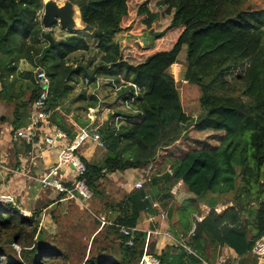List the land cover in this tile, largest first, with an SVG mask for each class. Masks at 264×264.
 Wrapping results in <instances>:
<instances>
[{"label": "trees", "instance_id": "trees-1", "mask_svg": "<svg viewBox=\"0 0 264 264\" xmlns=\"http://www.w3.org/2000/svg\"><path fill=\"white\" fill-rule=\"evenodd\" d=\"M43 1L0 0V104L13 106L12 133L27 128L42 91L36 82L37 70H42L50 81L49 123L71 143L78 129L98 133L101 157L86 160L78 155L85 170L75 182L83 181L89 191L86 201L102 205L94 230L87 239L80 236L81 264H141L144 255L159 264H215L225 247L241 258L251 254L255 242L264 237V9L251 7L247 0H70L79 8L81 32L102 53L101 65L89 73L78 63L70 64L73 53L89 48L81 32L57 39L51 29L43 30ZM121 34L144 38L146 47L119 45ZM182 48L185 62L177 68ZM20 61L29 68L20 69ZM248 62L242 75L226 79L229 70ZM100 70L118 87L123 82L110 105L132 100L129 109L115 108L108 121L91 123L87 113L97 108L99 112L98 101L90 96L83 106L80 100L86 97L81 94L76 106L81 105L86 115L84 121L75 119V128L56 108L71 89L69 84ZM175 76L199 89L200 114L195 119L183 110ZM128 84L139 90L136 97ZM118 116L125 121L116 126ZM189 128L207 133V139L196 140L197 146L189 144L183 155L169 161L171 173L149 174L158 154L187 137ZM127 170L143 172L142 187L119 199L105 194L103 182ZM178 182L191 196L182 204L171 194ZM63 197L59 194L58 200ZM201 205L208 207L207 213ZM46 207L24 214L15 203H0V260H65L56 246L36 240L42 233L39 216ZM162 211L177 242L175 255L156 252L159 236L151 235L146 242L144 231H120L139 228L145 215L157 218L146 229L157 230ZM198 215H204L200 223L195 221ZM99 237L104 246L97 243Z\"/></svg>", "mask_w": 264, "mask_h": 264}, {"label": "rangeland", "instance_id": "rangeland-1", "mask_svg": "<svg viewBox=\"0 0 264 264\" xmlns=\"http://www.w3.org/2000/svg\"><path fill=\"white\" fill-rule=\"evenodd\" d=\"M247 4L251 5V7L253 8L264 9V0H247ZM51 30L57 39L64 38L68 35L67 31L60 29L58 25L52 26ZM81 35L87 41L89 48L86 51H78L73 53L70 56L71 59L70 64L75 66L78 63L81 66L86 67L88 69V72L91 73L92 70L96 69L101 65L102 53L96 49L95 43H93V40L86 33L81 32ZM140 40L141 39H138V37H133V36L127 37L125 34H121L117 38V42L119 45L129 46V47H132L135 44H139V46L141 47L139 43ZM151 43H152L151 40L148 39L147 45H150ZM177 62H178L177 68H180L181 65L184 64L185 62L184 48H182V51L178 56ZM248 66H249V62L241 65L236 69L229 70L225 75L226 79L231 80V78H233L236 75H242ZM19 68L20 69L29 68V65L24 61H20ZM90 76H91L90 78L79 77L76 83L74 82L69 84L71 89L68 90L67 94L62 98V101L59 102V107L56 108V110L59 109L57 111L58 115H63L65 117L64 118L65 121L68 122L69 124H72V126L74 127L77 125L75 123V119L84 121V117L86 115L85 111L80 109L81 108L80 102H79L80 106L79 107L76 106L77 104L76 101L79 100V96L81 94H83L86 97L85 100H80L83 102V104L88 102L87 98H89L90 96L96 98V100L98 101L99 112L97 108V109H89L87 113V116L90 117L92 121L96 120V122L98 123L106 122L108 121L109 115L115 112V108L118 110H123V107L120 104V100L114 106L110 105L117 96L118 88L113 85L114 78L106 76L105 70L104 72L100 70L98 73L92 74ZM175 82H176V87L180 93L181 103L184 112L193 119H195L200 114V108L198 104V97L200 94L199 89L196 86L188 85L184 83L177 76H175ZM60 105L62 106V108H60ZM83 106H85V104ZM5 108L6 111L4 112V116H6L8 119H12L13 106L10 105ZM80 130L81 129H78V131ZM16 132L13 133L12 136L13 142L11 141L12 143H16V141L18 140L15 139L14 137ZM37 132L39 131L36 130V136H37ZM215 134L221 137L223 135V132H216ZM186 136L187 137L182 138L179 142H177L175 145L170 147L168 150L161 151L158 154L157 160L154 163L153 168L150 170V173L147 171L146 174L149 173L155 175L158 173V175L160 176L165 174L166 172L171 173L169 161L183 155L184 152L189 148V144L197 146L198 144L196 143V140H200V141L206 140L208 134L205 132L199 134L192 128H189L186 131ZM34 140H32L31 142H27L24 140L21 141L24 142L26 145L33 146ZM93 143L96 144L95 142ZM22 145L23 144H20V146ZM80 148L81 147H78L76 149V152L78 150L79 153ZM97 149L101 150L102 147H97ZM117 174H118L116 177L117 180L114 181L109 178L110 182L107 183L103 182L104 184L103 189H105L104 191L105 194H109L110 197L113 199H119L121 198L124 192H127L126 190H131L134 183H136L139 180L141 181L143 172L127 170L125 172H119ZM119 174H121V176H119ZM180 184L181 183L178 182L174 186H178ZM75 203H77L75 200H66L63 203H56L54 205L53 207L54 209H52L49 212V220H50L49 225L53 226V231H50V227L48 226V224H44V226H46V229L43 227L41 223L39 225V227L42 229V233L39 235L38 239L36 240H42L45 243L56 246L61 252H63L65 256V260H62L61 262L59 261L60 262L59 264H81V258H80L81 250L78 248L79 246L78 242L80 241V236L85 234L86 235L85 237L87 239V234L89 236L96 226L95 219L102 218V215L99 214V210L102 207L101 203L94 202L93 204H91V202L89 203V201L82 203L79 202V205H76ZM36 207L37 206H35V208ZM162 213L165 212L162 211ZM149 217L152 218V216ZM149 217L148 215H145V218L147 219H145L146 221L142 219V222L145 221L144 224L149 223L152 220V219H148ZM141 218H143V216ZM154 220H157V218H155ZM167 220L168 219L163 221L161 219V221H159L158 223L159 229L162 232H169L170 230V225L168 226L169 222H167ZM98 230L99 229H97V231ZM138 230L144 232L148 231V229L141 230V227H139ZM98 239L99 240H97V243L100 246H104L105 243L103 242L101 237H99ZM164 241L168 242L167 240ZM13 247L16 251H19L18 246L13 245ZM0 263L6 264L5 261L2 260H0Z\"/></svg>", "mask_w": 264, "mask_h": 264}, {"label": "crops", "instance_id": "crops-1", "mask_svg": "<svg viewBox=\"0 0 264 264\" xmlns=\"http://www.w3.org/2000/svg\"><path fill=\"white\" fill-rule=\"evenodd\" d=\"M5 107L7 106L0 104V195L11 196L12 203H15L16 207L24 214L34 210L35 206H37L36 208L47 206L45 209H42L39 221L45 229L46 226H44V224H48L50 231H53V226L49 225V212L54 209L53 207L56 203H63L66 200H64V197L58 200L59 194L54 189L42 188L39 180L56 168L54 178L65 187H73L75 183V174L72 166L67 164L58 166V152L69 147L72 143L68 142L67 138L66 140H57L52 148L44 144L43 139L45 136H52L54 135V130H58L51 124H49V127L46 129H39L33 146H31L29 150H26V147L23 145L20 146V144H22L21 140L12 143L13 133L11 119L4 116V112L6 111ZM78 132L77 130L75 139ZM80 147L79 153L77 150L76 154L82 156L86 160H98L102 155L101 151L97 149V143L94 144L91 140H88ZM117 175V173L111 174L109 178L115 181L117 180ZM119 176H121V174H119ZM126 191L128 192L130 190ZM171 194L178 204H182L191 199V196L183 190L181 184L174 186L171 190ZM75 201L77 202L75 203L76 205H79V202H83L81 199ZM201 210L205 212L209 209L207 206L201 205ZM144 219H146L145 216H143V220ZM167 222H169V220ZM144 223L145 221L139 223L138 227H141V230L147 228V224ZM169 225L168 223V226ZM159 238L157 240L156 252L164 251L170 255L178 253L176 249H173L175 248V242H166ZM262 240H264V237ZM254 258L255 256L252 253L244 258L238 257L232 250L225 247L221 249L215 264H218L220 260H223L225 264H242L244 262L243 259L247 260L245 264H264V256L260 259ZM250 260H252V262H248ZM202 264L208 263L203 262Z\"/></svg>", "mask_w": 264, "mask_h": 264}, {"label": "built area", "instance_id": "built-area-1", "mask_svg": "<svg viewBox=\"0 0 264 264\" xmlns=\"http://www.w3.org/2000/svg\"><path fill=\"white\" fill-rule=\"evenodd\" d=\"M36 82L40 85L42 91L39 97L37 98V100L32 105V113L29 116L28 127L25 129L18 130L14 135L15 139L31 142L36 137V130L39 131V129L41 128L46 129L49 127L51 112L47 109L46 101L48 98L50 81L46 77L44 71L37 70ZM120 84L121 85L118 87V85L115 83V80H114L113 85L118 88L117 92H119V90L123 88V82H120ZM128 85L134 88L135 97H136L139 94V90L133 84H128ZM131 102L132 100H127V101L125 100L122 103L120 102V104L124 106L126 110H128L129 104ZM88 118L90 119V117ZM90 121L91 123H94L96 120L92 121L90 119ZM123 121H125L124 117L118 116L115 121L116 126H118L120 122H123ZM66 139L67 137L65 133H63L60 130H54V135L45 136L43 140H44V143L49 148H52L55 145L57 140H66ZM88 140H91L101 145L99 143V135L95 130H93V132L90 133L88 129H81L78 132L77 137L76 139H74L72 144L69 147L60 150L58 154V166H61L64 164L71 165L74 170L75 179L77 177L82 176L85 170V167L83 163L80 161L79 156L75 153V150L78 147H80L82 144L87 142ZM55 170L56 168L48 172L46 175H44L39 180V183L42 188H51V189H54L58 194H65L66 196L65 200L67 199H71V200L81 199L82 201L89 200L90 193L86 189L83 181L75 182L72 188L65 187L56 178H54ZM141 187H142V181H139V182H136L132 188L140 189ZM0 203H3V204L12 203L11 196L0 195ZM207 212L208 210L205 211V213ZM165 216H166L165 213L160 214V219L165 221L166 220ZM148 219H152L151 221L153 222L154 217L152 216V218L149 217ZM203 219H204V215L195 216V221L197 223H200ZM193 230H194V224H193V228L191 232H193ZM120 231L124 235H128V234H132L135 231H138V229L137 228L135 229L120 228ZM146 234H147L146 242L148 241L149 236L155 235V236H159L162 240L172 241V242H175V244L177 243L175 239L173 238V236L170 234V232H162L161 230L157 229V230H148ZM185 249L187 253L192 254V251L189 250L187 247H185ZM251 253L258 259L262 258L264 256V240L260 239L259 241H256L252 248ZM224 263L225 262L223 260H220L218 264H224ZM141 264H159V261L156 258L144 255L142 257Z\"/></svg>", "mask_w": 264, "mask_h": 264}, {"label": "water", "instance_id": "water-1", "mask_svg": "<svg viewBox=\"0 0 264 264\" xmlns=\"http://www.w3.org/2000/svg\"><path fill=\"white\" fill-rule=\"evenodd\" d=\"M40 20L45 31H49L54 25L67 32L84 30L79 8L70 0H44ZM140 45L146 47L144 38H141Z\"/></svg>", "mask_w": 264, "mask_h": 264}]
</instances>
